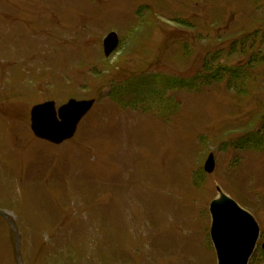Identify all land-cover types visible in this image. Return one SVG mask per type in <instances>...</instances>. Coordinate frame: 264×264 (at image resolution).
<instances>
[{
  "label": "rangeland",
  "instance_id": "1",
  "mask_svg": "<svg viewBox=\"0 0 264 264\" xmlns=\"http://www.w3.org/2000/svg\"><path fill=\"white\" fill-rule=\"evenodd\" d=\"M70 99L74 137H36ZM221 193L264 264V0H0V264H218Z\"/></svg>",
  "mask_w": 264,
  "mask_h": 264
},
{
  "label": "water",
  "instance_id": "2",
  "mask_svg": "<svg viewBox=\"0 0 264 264\" xmlns=\"http://www.w3.org/2000/svg\"><path fill=\"white\" fill-rule=\"evenodd\" d=\"M118 44V34L108 33L103 40L105 56L111 55ZM94 103V99H70L59 108L54 101L36 104L31 109V129L38 138L61 144L75 135ZM215 166V156L210 153L205 170L212 173ZM210 213L211 238L218 264H249L260 238V226L254 216L225 193L211 201Z\"/></svg>",
  "mask_w": 264,
  "mask_h": 264
}]
</instances>
